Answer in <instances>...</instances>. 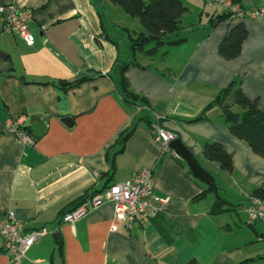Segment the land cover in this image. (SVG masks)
Here are the masks:
<instances>
[{
	"label": "crops",
	"instance_id": "0c3cea01",
	"mask_svg": "<svg viewBox=\"0 0 264 264\" xmlns=\"http://www.w3.org/2000/svg\"><path fill=\"white\" fill-rule=\"evenodd\" d=\"M7 3L32 11L33 44L3 28ZM205 6L211 10L193 20L183 15L182 29L169 35L182 39L179 43L165 45L161 56L160 48L133 58L121 46H128V29L138 32L142 25L130 24L129 15L110 0H0V264H17L3 250L9 211L27 231H47L19 264H183L191 256L202 264H264V244L258 240L264 225L248 223L244 209L254 199L264 203L255 195L257 188L264 190V157L231 133L221 105L204 111L233 80L264 106V14L230 17L210 28L218 10L212 0ZM241 6L264 9V0H244ZM241 22L247 38L238 56L224 59L219 46ZM131 60L137 64L125 76L129 89L145 99L140 106L126 101L120 87V66ZM225 103L242 111L232 94ZM200 115L204 118L193 120ZM20 116L33 145L21 144L5 127L9 118ZM158 120L210 173L225 171L216 183L234 209L213 213L216 195L202 205L213 192L197 197L204 183L187 173L173 149L163 152L151 132ZM135 122L123 145L122 132ZM208 141L222 143L232 154V172L204 157ZM143 168L153 170L155 194L165 199L156 216L130 226L119 222L114 231V203L106 201L75 222L63 221L86 191L101 193ZM205 230L214 236L210 256L188 254ZM237 230L244 234L236 241Z\"/></svg>",
	"mask_w": 264,
	"mask_h": 264
},
{
	"label": "trees",
	"instance_id": "16d2710c",
	"mask_svg": "<svg viewBox=\"0 0 264 264\" xmlns=\"http://www.w3.org/2000/svg\"><path fill=\"white\" fill-rule=\"evenodd\" d=\"M113 4L120 6L123 10L133 17H137L142 25L141 31H129V50L133 58L139 51L145 52L147 55L156 54L160 48L167 44H177L182 39L173 40L169 35L182 29V17L188 11V6L184 0H110ZM236 3L242 4L244 0H233ZM216 11L210 18V28L216 26L219 22L225 21L233 15L227 11ZM248 31L245 25L241 22L233 26L222 43L219 46V54L224 59H233L239 55L241 46L247 38ZM165 52L164 54H166ZM131 64H137L136 61H124L120 66V87L125 95L126 101L140 106L145 99L138 94L131 91L127 84L125 72ZM64 86L69 85L68 82H62ZM233 95L234 104L241 108V112L234 111L232 105L225 103L229 95ZM215 105H221L224 110V116L229 124V129L233 135L239 139L245 140L249 143L252 150L264 157V106L260 107L257 99L252 100L244 91L238 86L237 81L233 80L227 87H225L217 97L206 107L205 112L213 108ZM204 118L200 115L193 120ZM137 126L135 122L130 128L124 130L121 134V143L125 145L126 141L134 133ZM203 155L207 159L217 163L221 168L228 172L234 170L233 156L229 153L224 145L218 141H208L204 144ZM182 161L186 163L183 159ZM188 174L194 176L192 169L188 165ZM205 188L197 195L198 198L206 196L213 192L216 195V202L212 207L213 213H220L228 209H234L236 205L225 201L220 193L218 184H206ZM97 194L88 193L86 191L76 201L73 208L79 206L87 199ZM255 195L263 198L264 190L257 188ZM228 204L231 208H224ZM72 208V209H73ZM70 209V210H72ZM68 210V211H70ZM63 214V217L65 213ZM59 254L63 255L61 242L58 241ZM4 250V249H3ZM246 261H243V264ZM185 264H202L197 258L189 259Z\"/></svg>",
	"mask_w": 264,
	"mask_h": 264
},
{
	"label": "built area",
	"instance_id": "2783aa9c",
	"mask_svg": "<svg viewBox=\"0 0 264 264\" xmlns=\"http://www.w3.org/2000/svg\"><path fill=\"white\" fill-rule=\"evenodd\" d=\"M217 10L230 12L233 17H263L264 9L246 10L240 3L233 0H212ZM3 28L6 31L19 33L31 45L35 42L34 34L29 30L32 11L22 9L14 3H7L2 7ZM7 130L12 132L23 145H33L35 138L25 128L23 116L9 118L5 122ZM151 132L156 141L162 146L163 152L169 149V144L177 138V134L165 128L160 121L153 123ZM176 157L180 158L178 154ZM155 175L151 168L141 169L133 178L111 184L105 191L97 193L79 206L65 213L63 221L75 222L89 211L97 208L106 201L114 203L115 223L112 230L118 229L119 222H126L129 226L142 218H152L160 210L158 203L165 199L155 194ZM248 214V223L259 221L264 225V203L254 199L244 207ZM46 229L38 228L26 230L25 224L17 219L14 211H9L3 225L4 252L17 264L25 258L28 250L45 234ZM258 240L264 243V233Z\"/></svg>",
	"mask_w": 264,
	"mask_h": 264
},
{
	"label": "rangeland",
	"instance_id": "374dc122",
	"mask_svg": "<svg viewBox=\"0 0 264 264\" xmlns=\"http://www.w3.org/2000/svg\"><path fill=\"white\" fill-rule=\"evenodd\" d=\"M184 1H185L186 5L188 6V11L186 12V14H187V17L190 18L189 20H193V18L196 17L198 15V13L201 12L203 9H205V11L211 10V7H206L205 6V0H184ZM119 9H120V11H123V13H125L124 10H123V8H121L120 6H119ZM125 15H129L128 17L130 19V21H129L130 24H132L133 21L134 22L136 21V23L138 22L139 25H140V21H139V19L137 17H133V16H131L128 13L125 14ZM112 16H115V18H120L117 13H113ZM121 47H122V51H123L124 55L130 53V51L128 49V46H126L124 43H123V45ZM166 48H167V46H163L161 48L160 53H159L160 56H161L162 52H164L166 50ZM185 168L186 169L189 168L187 163H185ZM219 171H221V170H219ZM219 171L218 172L212 171L213 173H211V174L215 177V179L217 178L219 180H222L223 178L226 177L225 176V171L224 172L223 171L219 172ZM220 173H221V175H220ZM197 181L199 183H201V181H199V180H197ZM214 195L215 194H213V193L209 194L207 196V198H205L202 201V205L207 204L210 199H214ZM239 214H240V216H242V218H245L246 217L243 213H239ZM233 216H235V214H233ZM242 220H243V225L242 226L244 227L245 226V221H244V219H242ZM257 223H258L259 226L263 227L262 224H260L259 222H257ZM246 229H248V228H246ZM243 234H244V230H237L235 232L233 238L237 241V240H239L242 237ZM213 237L214 236L212 235V231H208L207 232L205 230V233H204L203 238H200L199 239V242L196 244V246H194V247H188L190 249V251L188 252V254H192V252H194V253L200 254V256H203V255L210 256V251H211V248L210 247L212 246V243L214 242L213 241L214 240ZM219 243H223V242H219ZM188 256H190V255H188ZM191 257L187 258L186 261L183 264H185ZM179 258H182V257H179Z\"/></svg>",
	"mask_w": 264,
	"mask_h": 264
},
{
	"label": "water",
	"instance_id": "95a60500",
	"mask_svg": "<svg viewBox=\"0 0 264 264\" xmlns=\"http://www.w3.org/2000/svg\"><path fill=\"white\" fill-rule=\"evenodd\" d=\"M66 121L72 124L73 119L68 118ZM169 147L190 166L197 179L206 184H216L215 177L203 167L195 154L182 142L181 138L172 140Z\"/></svg>",
	"mask_w": 264,
	"mask_h": 264
}]
</instances>
